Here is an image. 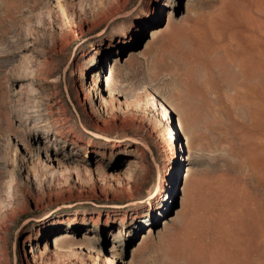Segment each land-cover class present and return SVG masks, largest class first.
Instances as JSON below:
<instances>
[{"label": "rangeland", "instance_id": "374dc122", "mask_svg": "<svg viewBox=\"0 0 264 264\" xmlns=\"http://www.w3.org/2000/svg\"><path fill=\"white\" fill-rule=\"evenodd\" d=\"M229 8L0 0V264H131L142 246L136 264H191V217L201 234L219 231L226 251L238 245L264 264V167L242 157L243 130L264 145V126L249 129L264 87L244 97L252 82L239 90L214 66L250 23L264 46V0L237 21ZM200 32L211 38L206 56ZM110 121L113 131L94 137ZM64 232L92 239L57 260Z\"/></svg>", "mask_w": 264, "mask_h": 264}, {"label": "bare ground", "instance_id": "6f19581e", "mask_svg": "<svg viewBox=\"0 0 264 264\" xmlns=\"http://www.w3.org/2000/svg\"><path fill=\"white\" fill-rule=\"evenodd\" d=\"M244 3L246 5H244ZM259 3L260 0H223V10L224 12L228 11L230 13L229 7H232L234 16L233 19L234 21H237L240 15H245L246 13L250 15L249 11H252L253 8L256 12L260 11ZM59 10L65 12V7L62 3H60L59 5ZM246 17L247 16L245 15V18ZM220 21H222L223 23L217 26H215L214 24V27L211 28V33L213 36L212 38L216 43H219L223 39L225 31L228 29V24L225 23L227 22V19H222ZM255 32V26L250 23V30L248 31V34H250L249 37L246 38L244 36L242 38L241 36H239L238 38H235L234 47H232V49L226 50L223 54V57L219 58L220 60L218 64H214V66L216 65V69H218V72L221 75L233 73V75L229 78V81L233 83L236 88L238 87L239 90L243 88L246 83L252 82V88L250 86L251 89H248L250 92H248L247 90V95L244 97H248V95L251 96L253 92L254 94L258 92L259 87H264V46L261 43V39L258 36L254 35ZM195 38L197 39V49L201 54L206 56L208 51H210L211 49V38H208L206 33L201 32L197 33L195 35ZM196 62L198 63L199 60H196ZM200 63L208 73V68L210 69V63L207 61L206 57ZM262 92V97L259 98L257 102H255L256 107L254 109H257V113L255 112L254 118H252L253 122L251 126H249V129L264 126L263 123H257V121L261 119V116L264 115V89ZM239 93H241V91H236L237 96ZM242 94H245V92ZM158 99L163 107L165 99L161 96H159ZM249 104V102L246 103V101L244 100V102H242V104L240 103L239 106L243 105L248 109ZM163 110L165 115L167 112L165 106ZM249 119L251 121V117H249ZM94 128L98 132H96V134L94 133V137H97V134L98 136L104 135L105 133L109 134L115 127L114 123L110 121L103 126H99L96 124L94 125ZM243 131L242 134L244 138L243 136H241L244 139L242 145V157L245 161V164L251 167L252 170L256 173H260V171L262 172V167H264V145H255V143L253 142H248L247 135L249 131ZM257 205L260 206V204ZM262 219L264 220V218ZM198 227L199 226H197L196 220L191 217L182 233V244L184 247H186L189 263L207 264L206 261L209 260L211 264H251L248 252L245 248H241L237 245L236 247H231L233 249L226 251L223 248L224 246H222L221 234L219 231L214 232L213 234L209 233L208 235H203L200 233ZM151 233L152 231L148 233V236ZM148 236L145 235L142 241L147 239ZM56 237L57 238L54 241L55 245L59 252L62 251L56 257L57 260L72 256L63 252L64 247L70 249L74 245H78V243H75V241L77 240L83 242L79 245H83L84 241H88L89 243L92 239L90 238V235L87 236V234H83V238L86 239L76 238V236L71 232H64ZM93 239H95V237ZM156 250L157 249H154L155 252ZM144 251L145 247H137L133 252V259L131 264H136L137 262L140 263V260H142V257L144 255Z\"/></svg>", "mask_w": 264, "mask_h": 264}]
</instances>
